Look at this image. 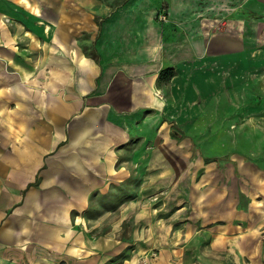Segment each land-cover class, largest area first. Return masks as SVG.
<instances>
[{"label":"crops","instance_id":"obj_1","mask_svg":"<svg viewBox=\"0 0 264 264\" xmlns=\"http://www.w3.org/2000/svg\"><path fill=\"white\" fill-rule=\"evenodd\" d=\"M116 1L0 0V264H264L261 157L204 167L191 140L213 181L167 165L184 137L172 95L197 103L225 76L264 95V0ZM142 160L135 195L88 216ZM159 180L179 199L154 210Z\"/></svg>","mask_w":264,"mask_h":264},{"label":"rangeland","instance_id":"obj_2","mask_svg":"<svg viewBox=\"0 0 264 264\" xmlns=\"http://www.w3.org/2000/svg\"><path fill=\"white\" fill-rule=\"evenodd\" d=\"M119 1L121 2L124 0ZM119 1L117 0L116 3ZM162 17L163 16L161 15L160 19ZM85 53L95 57V51L92 47H86ZM208 80L209 82L211 81L210 76H208V78L204 81ZM221 81V89L216 95L211 92L212 88L210 85V87L205 86L204 94L198 98L197 103L195 100V102L192 101V96L189 95H172V97L176 98V100H178V98L182 100V107L179 104L181 100L176 101V109L171 108L172 110L168 112L170 116L169 118L171 122H173L172 126L177 127L184 134V137L181 140L172 142L171 149L173 155L167 165L172 167L171 171L173 174V182H175V177L178 178L177 182H180L179 177L176 176L175 173L179 175V171L183 169L186 170V168H189V170L192 171V174H188L186 178L182 179L183 183H186L187 181H190L191 183L200 182L203 178L207 179L210 183L213 181L211 180L213 178L211 174L208 175L209 179L204 174L206 172L205 168L202 172L201 169L196 167L194 163L196 156L192 157L189 150L191 140L196 145V153L199 152L202 156H204V167L215 166L211 163L207 164V162H209V158L222 156L228 152L249 155L252 157L260 156L261 159L258 160L264 163V95L247 93L246 90L248 88L245 89L242 84L240 86L232 84L233 81H229L228 76H225L221 79ZM252 91H254V89H252ZM184 98L188 101L186 102ZM176 121L179 123L181 122L182 126H178ZM249 133L255 137L251 141V144L243 139V136L246 134L249 135ZM185 137L187 138L184 139ZM254 144L255 146H253ZM250 146L251 152H249L248 149ZM185 151L188 152L187 158H185L184 155ZM256 152H259V154ZM146 161L147 160H142L139 173L129 177V181H125V184L123 185L124 187L118 186L117 189L116 186L114 190H110L109 193L102 195L100 197L99 205H94L92 208H89V211L87 212L88 216L98 218L103 214L118 209L119 207H117V201L120 197L123 199L132 198L136 193V191H134V187L139 185L136 183L140 182V180H142L145 176L143 173L145 172L148 164ZM161 161L164 160H161V158L160 160H156V162L152 164L151 168L155 166V168L159 170L161 168ZM194 168L195 171L197 170V174H194ZM132 184L134 186H131ZM155 184L156 189L148 191L147 193L150 195L144 198L147 203H149V207L151 204L152 208L156 210L155 208L162 203L163 198L167 194L174 197V199H179L177 194L178 190H171L172 192L158 190L157 188L161 185L160 180L156 181ZM125 210L130 211L131 207H125ZM130 226V220L125 222V236L127 232H129ZM104 229H106V227H103L102 231H104ZM151 257H156V254H151Z\"/></svg>","mask_w":264,"mask_h":264},{"label":"trees","instance_id":"obj_3","mask_svg":"<svg viewBox=\"0 0 264 264\" xmlns=\"http://www.w3.org/2000/svg\"><path fill=\"white\" fill-rule=\"evenodd\" d=\"M171 74H172V72L170 70H165V71H163V73H161L160 78L167 80Z\"/></svg>","mask_w":264,"mask_h":264}]
</instances>
